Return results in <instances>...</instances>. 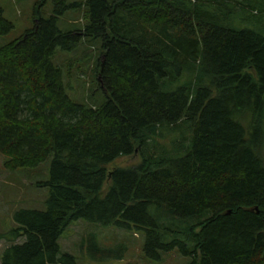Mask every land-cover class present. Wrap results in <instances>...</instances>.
<instances>
[{"label": "trees", "instance_id": "obj_1", "mask_svg": "<svg viewBox=\"0 0 264 264\" xmlns=\"http://www.w3.org/2000/svg\"><path fill=\"white\" fill-rule=\"evenodd\" d=\"M52 3L0 47L4 168L50 159L36 183L49 189L45 209L13 214L0 264H76L58 241L78 220L142 234L150 259L264 264V0ZM73 8L84 25L61 29ZM12 29L0 8V35ZM80 47L95 50L83 60L100 104L74 102L53 63ZM135 153L138 165L106 170Z\"/></svg>", "mask_w": 264, "mask_h": 264}, {"label": "rangeland", "instance_id": "obj_2", "mask_svg": "<svg viewBox=\"0 0 264 264\" xmlns=\"http://www.w3.org/2000/svg\"><path fill=\"white\" fill-rule=\"evenodd\" d=\"M83 0H66L67 3L81 2ZM3 16L13 24L12 31L7 35H0V47L19 38L28 29L34 26V14L38 9L44 17H48L53 9L52 0H0ZM85 23L82 8H73L61 19L59 27L67 29L68 26L81 28ZM77 52L66 53L57 50L53 63L62 66L68 71L70 84L67 87L69 97L80 104H100L103 95L96 88L94 71L85 58H94L95 50L84 51L80 47ZM85 57V58H83ZM81 64V66H80ZM82 70L80 71V68ZM89 66V67H88ZM84 71V72H83ZM91 95L90 101L87 99ZM4 160L0 156V234H8L16 228L13 214L21 209L44 210L45 200L49 189L37 187V182L46 181L49 175L50 159L32 170L8 171L4 168ZM140 163L138 153L121 157L106 166L107 171L117 168H131ZM109 183L105 184L108 186ZM24 238L15 240L22 243ZM95 242L101 253L91 259L88 247ZM144 236L134 230H121L114 226L103 227L96 223L78 220L70 224L59 238L58 244L61 252L71 254L76 264H187L191 258L181 255L177 250L161 253L159 258L150 259L143 252ZM11 243L0 239V259L6 247ZM121 258H113L119 256ZM109 258V259H106Z\"/></svg>", "mask_w": 264, "mask_h": 264}]
</instances>
